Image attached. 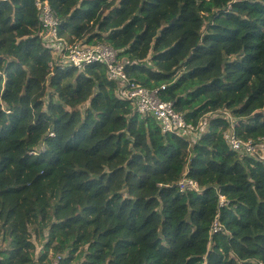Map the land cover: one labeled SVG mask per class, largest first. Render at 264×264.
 <instances>
[{
  "label": "trees",
  "instance_id": "trees-1",
  "mask_svg": "<svg viewBox=\"0 0 264 264\" xmlns=\"http://www.w3.org/2000/svg\"><path fill=\"white\" fill-rule=\"evenodd\" d=\"M40 1L206 128L162 133L107 65L59 61L35 0H0V264H264V160L223 137L264 138V0Z\"/></svg>",
  "mask_w": 264,
  "mask_h": 264
},
{
  "label": "built area",
  "instance_id": "built-area-1",
  "mask_svg": "<svg viewBox=\"0 0 264 264\" xmlns=\"http://www.w3.org/2000/svg\"><path fill=\"white\" fill-rule=\"evenodd\" d=\"M35 6L38 10L42 27L41 33L46 41V46L52 50L60 62L79 69L93 63L107 65L109 78L118 83L117 96L120 99L129 100L137 112L150 114L164 133L172 132L195 142L204 132V120L199 121L196 125L188 122L183 114L174 109L172 102L160 98L158 88L148 89L130 79L124 70L125 62L116 58L117 51L115 49L106 43L87 45L80 40L68 42L58 34L57 19L47 1L35 0ZM161 88H164V85ZM217 113L229 118V113L226 111ZM223 137L231 149L264 160V138H258L257 141L238 138L233 121L230 122L229 129L224 132ZM178 184L181 190H198L196 181L189 178L181 179ZM220 229L219 223L215 220L212 232ZM62 261L63 255L57 254L47 263L36 262L34 264H62Z\"/></svg>",
  "mask_w": 264,
  "mask_h": 264
},
{
  "label": "clouds",
  "instance_id": "clouds-1",
  "mask_svg": "<svg viewBox=\"0 0 264 264\" xmlns=\"http://www.w3.org/2000/svg\"><path fill=\"white\" fill-rule=\"evenodd\" d=\"M94 64V63H93ZM91 65V64H90ZM136 110V109H135ZM218 111H224V110H218ZM218 111H216V112H214L213 114H211L212 116H221V117H223L222 116V114H218L217 112ZM139 113V112H138ZM223 118H225V117H223ZM226 119H230V116H229V118H226ZM202 120H204L205 121V128H206V119H205V117H204V119H202ZM199 121H201V120H199ZM193 124V123H192ZM159 126V125H158ZM160 127V126H159ZM162 133H164V132H162ZM167 133V132H166ZM203 133V132H202ZM200 137V136H199ZM184 138V137H183ZM188 140V139H187ZM189 141V140H188ZM190 143H193V142H191V141H189ZM226 142V141H225ZM228 145V144H227ZM183 178H185V177H183ZM183 178H181V179H183ZM180 181V180H179ZM179 181H178V183H179ZM197 183V182H196ZM178 186H179V184H178ZM197 188H198V190H195V189H192L193 191H197V192H200V187L198 186V183H197ZM181 190V189H180ZM181 191H183V190H181ZM223 201H224V196H220V203L222 204L223 203ZM213 227V226H212ZM219 231V230H218ZM38 249V248H37ZM39 251V250H38ZM39 254H40V252H39ZM49 254H50V252H49ZM49 256H51V255H49ZM56 256V255H55ZM64 256V255H63ZM54 256H51V258H50V260L53 258ZM45 263H47V262H45ZM62 264H63V262H62Z\"/></svg>",
  "mask_w": 264,
  "mask_h": 264
},
{
  "label": "rangeland",
  "instance_id": "rangeland-1",
  "mask_svg": "<svg viewBox=\"0 0 264 264\" xmlns=\"http://www.w3.org/2000/svg\"><path fill=\"white\" fill-rule=\"evenodd\" d=\"M37 244H38V243H37ZM37 247H38V250H39V248H40V247H42V244H38V246H37Z\"/></svg>",
  "mask_w": 264,
  "mask_h": 264
},
{
  "label": "crops",
  "instance_id": "crops-1",
  "mask_svg": "<svg viewBox=\"0 0 264 264\" xmlns=\"http://www.w3.org/2000/svg\"><path fill=\"white\" fill-rule=\"evenodd\" d=\"M37 252H39L38 249H37Z\"/></svg>",
  "mask_w": 264,
  "mask_h": 264
}]
</instances>
